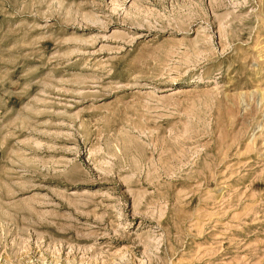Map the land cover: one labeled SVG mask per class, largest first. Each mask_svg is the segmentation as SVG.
<instances>
[{
	"label": "rangeland",
	"instance_id": "obj_1",
	"mask_svg": "<svg viewBox=\"0 0 264 264\" xmlns=\"http://www.w3.org/2000/svg\"><path fill=\"white\" fill-rule=\"evenodd\" d=\"M0 264H264V0H0Z\"/></svg>",
	"mask_w": 264,
	"mask_h": 264
}]
</instances>
